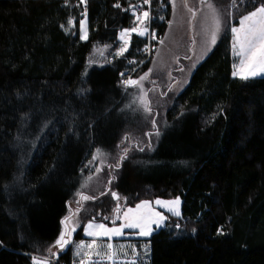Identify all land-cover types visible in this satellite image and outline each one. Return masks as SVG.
Listing matches in <instances>:
<instances>
[{"label": "trees", "instance_id": "trees-1", "mask_svg": "<svg viewBox=\"0 0 264 264\" xmlns=\"http://www.w3.org/2000/svg\"><path fill=\"white\" fill-rule=\"evenodd\" d=\"M215 1L228 8L231 0ZM126 2L0 0V264L52 256L47 248L70 214L85 162L98 148L117 151L121 131L139 119L122 104L129 88L118 70L139 57L143 36L132 33L122 56L83 74L94 45L108 54L117 31L133 23ZM160 2L168 16V0H152ZM261 4L237 2L231 23L172 97L158 135L132 146L115 169L110 190L123 206L180 198V215L163 211L164 223L145 238L148 264H264V74L232 75L229 29ZM82 11L87 39L79 35ZM87 196L75 206L72 239L87 220L119 222L110 191ZM69 252L67 245L55 257L68 264Z\"/></svg>", "mask_w": 264, "mask_h": 264}, {"label": "rangeland", "instance_id": "rangeland-1", "mask_svg": "<svg viewBox=\"0 0 264 264\" xmlns=\"http://www.w3.org/2000/svg\"><path fill=\"white\" fill-rule=\"evenodd\" d=\"M238 1L239 0H236V2L233 3V0H231L229 7L226 8L218 5L215 0H168L169 15L167 16L161 40L149 57L148 66L137 75L131 77L132 80H139L140 77H144L145 74H147V78L141 81L142 87L133 85L126 86L124 84V86L129 88V95L122 104H124V108H134L138 110L140 114L139 119L133 121L132 124L127 125L121 131L118 146L116 148L117 151L109 154L98 148L100 153H97L98 149L94 150L91 157L85 162V169L78 191L74 198L68 201V210L70 214L67 217L70 216L71 220L68 222L67 228L71 233L70 240L78 226L79 220L75 212V206L78 200L81 199L80 194L87 196L89 194H99L106 191L116 193L110 190L109 183L114 177L116 165L119 163L121 156L124 155V150H129L132 146H145L148 144L147 140H151L155 137V133L158 130L157 126L163 120L165 110L171 103L172 97L182 88L193 67L213 45L211 43V37L213 31H216L215 20L217 18L220 20V29L217 33L218 39L223 31L224 25L227 22L231 23L234 17L232 12ZM209 2L213 5V8L207 7ZM256 7L242 13L237 17V23L229 25L231 33L230 52L232 56V72L235 70L234 65L239 64L240 58L234 54V39L231 28L240 27V18L254 11ZM84 18L85 11H82L79 19L81 35L83 33L80 28V21ZM134 26L135 21H133L130 26L122 27L117 31V45L109 51L108 54L106 53L107 51H105V45H94L92 51L88 55L83 74L87 73L91 65H100L112 57H117L116 53L124 43L120 40V33L124 29H131ZM145 93H147L145 99L151 108L150 113L144 110L143 104L141 103V97H144ZM153 121H155L154 124ZM94 156L97 158L93 159ZM177 198L179 197L165 198L156 196L153 198L141 199L131 206H123L121 204V197H119V199H117L119 202V212L115 214V218L118 219L119 222L118 225L114 227H119L121 224L127 223L128 220L124 218V214L128 209H133L134 211L129 213L128 219H132L135 216H143L147 227L153 224L152 228H156L158 220L160 219V216H157L156 213H159L165 219L163 211L174 214L176 211H179L180 198L177 206H164L166 202L174 201ZM144 201L149 202L148 205L137 209V205H141ZM156 201H161L162 203L157 204ZM169 208L173 210L170 211ZM163 223L164 220L162 224ZM147 229H149V227ZM64 230L65 225L62 226L61 232ZM53 244L47 248V253L52 254L53 252L57 253L59 251V248L53 247ZM126 246V251L131 250L133 252V250L136 249L129 244H126ZM50 247L52 248V252L48 251ZM140 249L143 256L140 258V261L141 264H145V243H141ZM33 256L36 258L45 257V255L39 254H33Z\"/></svg>", "mask_w": 264, "mask_h": 264}, {"label": "snow or ice", "instance_id": "snow-or-ice-1", "mask_svg": "<svg viewBox=\"0 0 264 264\" xmlns=\"http://www.w3.org/2000/svg\"><path fill=\"white\" fill-rule=\"evenodd\" d=\"M82 3H86V0H81ZM143 4H151V0H142ZM236 0H233L235 3ZM114 7L119 8L120 4L117 3ZM133 9V15L135 17V26L131 29H124L120 33V40L123 41V46L116 53L117 56H122L127 50L130 42V37L132 33H136L138 36L148 35L147 22L151 19L149 11H142L139 14L135 11L136 6H130ZM207 7L213 8V5L209 2ZM69 24H73L72 20L68 21ZM216 31H213L211 37V43L215 44L217 40V33L220 29V20L217 18L215 20ZM80 28L82 30L81 39H87V19H86V11L85 18L80 21ZM231 32L233 33V50L234 54L239 57V64L234 65V71L232 75L234 77L238 76L241 79H249L250 77H254L257 75L264 74V4L256 7L254 11L249 12L247 15H244L240 18V27H232ZM152 38L155 39V34L152 33ZM162 42V41H161ZM147 78V74L144 77H140L139 80H132L129 78L125 80L123 83L127 85H133L137 87H142L141 81ZM147 93L144 94V97H141V103L143 104L144 110L146 112H151V108L148 105L145 97ZM155 121H153V124ZM158 135V132L156 133ZM143 151V149H140ZM127 149L124 150V155L121 156V160L127 157ZM97 153H100V150H97ZM97 157L94 156L93 159ZM119 163L116 167H119ZM81 195V200H89L93 199V197ZM112 196L119 199L117 193H112ZM149 202L144 201L141 205H137V209L142 207H146ZM157 204H161V201H156ZM179 204V198L174 201H169L164 204V206L172 205L177 206ZM172 211V208H169ZM79 211V209H77ZM119 211V207L116 209ZM133 209H128L124 214V218L128 220L127 223L121 224L119 227L108 228L104 224H93L89 223L86 229V234L90 237H111V236H121L123 235L124 228H133L140 229L137 233L140 236H148L150 235L151 229L145 230L147 224L145 222V218L143 216H135L132 219H128L129 213H132ZM175 214L177 216L180 215L179 211H176ZM157 216H160V221H163L164 217L159 213H156ZM71 220V217H65V230L60 233L59 237L54 241L53 247H58L59 250H63L71 241L70 236L71 233L67 228L68 222ZM74 230V229H73ZM67 237V238H66ZM87 247L90 251L84 252L85 259H82L79 264H89V262L93 261V257H96V264H99L102 260L107 261H115L117 253L113 249V245L108 243L106 245V251H95L100 247L98 245L97 240L93 239L91 243L86 246L81 244L80 251L77 252V255L81 254L83 248ZM121 250H123V246H121ZM49 252H52V248L48 249ZM57 253H52V256L55 257ZM34 264H50V261L47 257L45 258H33ZM132 264H135V261H132Z\"/></svg>", "mask_w": 264, "mask_h": 264}, {"label": "crops", "instance_id": "crops-1", "mask_svg": "<svg viewBox=\"0 0 264 264\" xmlns=\"http://www.w3.org/2000/svg\"><path fill=\"white\" fill-rule=\"evenodd\" d=\"M79 35L81 38V33H80V29H79ZM164 220V219H163ZM93 223V224H104L108 227H114L116 225H118V223L115 224H105L101 221L98 220H87L83 223L82 227H81V237L77 238V239H71L69 245V259H68V264H79V262L82 259H85L84 256V252L90 251L89 249H87V247L83 248V251H81L80 255H77V252L80 251V245H87L89 243L92 242L93 239L97 240L98 245H100L99 248H97L95 251H101L104 250L106 251V245L108 243H111L113 245V249L116 251L117 256L115 261H107V260H102L99 262V264H132V261H135V264H141L140 258H142V253H141V249H140V245L141 243H145L146 245V251L144 252L145 255V264H148V245L147 242L145 241V238L147 236H140L137 233L140 231V229H133V228H124L123 229V235L121 236H111V237H90L86 234V229L89 223ZM161 222V223H159ZM163 221H160V219L158 220V225L156 226V228L158 226H160L162 224ZM153 224H150V226H148L151 231H153L155 228H152ZM146 227L145 230H148ZM126 244L132 245L134 246L136 249L133 250V252L131 250L126 251L125 247ZM121 246H123V250H121ZM89 264H96V257H93V261L89 262Z\"/></svg>", "mask_w": 264, "mask_h": 264}, {"label": "built area", "instance_id": "built-area-1", "mask_svg": "<svg viewBox=\"0 0 264 264\" xmlns=\"http://www.w3.org/2000/svg\"><path fill=\"white\" fill-rule=\"evenodd\" d=\"M67 0H63L66 2ZM114 4L119 3L121 0H113ZM75 2H81V0H75ZM83 4V3H82ZM131 5H135V11L139 14L142 11H149L151 19L147 22L148 35L143 36V43L135 49L136 53H139V57L133 56L129 59L128 63L124 65L122 68L118 70V79L121 83L125 80L131 78L136 70L142 65L146 60L149 59L154 49L156 48L158 42H160L163 30L160 27L161 23H165L167 20L166 6L164 3L153 4L151 0V4H143L142 0H127L125 4V9H127L128 14L131 16L132 20L135 21V17L133 15V9L130 7ZM84 7V4H83ZM152 33L155 34V39L152 38ZM124 84V83H123ZM49 259V261L53 260L58 262V264H62L58 261L56 257L53 256H45ZM43 257V258H45ZM33 254L30 256V264H34ZM36 258V257H35Z\"/></svg>", "mask_w": 264, "mask_h": 264}, {"label": "water", "instance_id": "water-1", "mask_svg": "<svg viewBox=\"0 0 264 264\" xmlns=\"http://www.w3.org/2000/svg\"><path fill=\"white\" fill-rule=\"evenodd\" d=\"M114 198H115V197H114ZM64 220H65V217L62 218V223H63V225H65Z\"/></svg>", "mask_w": 264, "mask_h": 264}]
</instances>
